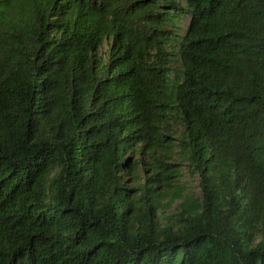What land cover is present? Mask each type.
Instances as JSON below:
<instances>
[{
	"label": "trees",
	"instance_id": "obj_1",
	"mask_svg": "<svg viewBox=\"0 0 264 264\" xmlns=\"http://www.w3.org/2000/svg\"><path fill=\"white\" fill-rule=\"evenodd\" d=\"M0 264H264V0H0Z\"/></svg>",
	"mask_w": 264,
	"mask_h": 264
},
{
	"label": "rangeland",
	"instance_id": "obj_2",
	"mask_svg": "<svg viewBox=\"0 0 264 264\" xmlns=\"http://www.w3.org/2000/svg\"><path fill=\"white\" fill-rule=\"evenodd\" d=\"M186 23V20H184V24ZM106 50V45H104L103 47L100 48V52L104 53V51ZM183 179L182 181H185L186 183H189L193 188H195V190L197 189V185H198V178L196 176H193L191 173H189L188 171L184 170L183 171ZM165 209V214L167 215H171L173 213H175V208H170L169 206L164 207Z\"/></svg>",
	"mask_w": 264,
	"mask_h": 264
}]
</instances>
